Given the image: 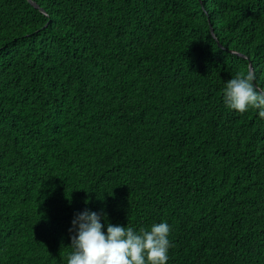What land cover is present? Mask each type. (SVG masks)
<instances>
[{
  "label": "trees",
  "instance_id": "obj_1",
  "mask_svg": "<svg viewBox=\"0 0 264 264\" xmlns=\"http://www.w3.org/2000/svg\"><path fill=\"white\" fill-rule=\"evenodd\" d=\"M250 64L264 0H0V264H67L86 209L264 264V115L222 98Z\"/></svg>",
  "mask_w": 264,
  "mask_h": 264
},
{
  "label": "clouds",
  "instance_id": "obj_2",
  "mask_svg": "<svg viewBox=\"0 0 264 264\" xmlns=\"http://www.w3.org/2000/svg\"><path fill=\"white\" fill-rule=\"evenodd\" d=\"M259 78L253 65L237 72L222 89L225 106L240 112L256 106L264 115V86ZM69 232L74 234L67 264H168L172 242L166 221L136 230L129 224L114 225L107 222L106 214L86 209L76 214Z\"/></svg>",
  "mask_w": 264,
  "mask_h": 264
},
{
  "label": "water",
  "instance_id": "obj_3",
  "mask_svg": "<svg viewBox=\"0 0 264 264\" xmlns=\"http://www.w3.org/2000/svg\"><path fill=\"white\" fill-rule=\"evenodd\" d=\"M33 3V2H32ZM34 4V6L35 7H37V8H39V5H37L36 3H33ZM41 11H43L44 12V10H43V8H41ZM212 34H213V36L216 38V40L218 41V43H219V45L221 46V47H223V45L219 42V40L217 39V37H216V35H215V32H214V29L212 28ZM233 52V51H232ZM239 55H241V54H239ZM250 65H252V64H250Z\"/></svg>",
  "mask_w": 264,
  "mask_h": 264
}]
</instances>
